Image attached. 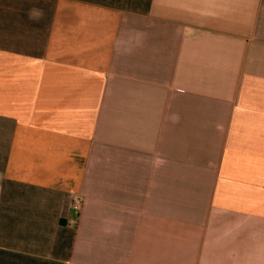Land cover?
Listing matches in <instances>:
<instances>
[{
	"label": "crops",
	"instance_id": "obj_1",
	"mask_svg": "<svg viewBox=\"0 0 264 264\" xmlns=\"http://www.w3.org/2000/svg\"><path fill=\"white\" fill-rule=\"evenodd\" d=\"M0 264H264V0H0Z\"/></svg>",
	"mask_w": 264,
	"mask_h": 264
},
{
	"label": "built area",
	"instance_id": "obj_2",
	"mask_svg": "<svg viewBox=\"0 0 264 264\" xmlns=\"http://www.w3.org/2000/svg\"><path fill=\"white\" fill-rule=\"evenodd\" d=\"M73 203H74V206L75 207H79V205L81 204V200L80 199H77V198H74L73 199Z\"/></svg>",
	"mask_w": 264,
	"mask_h": 264
}]
</instances>
